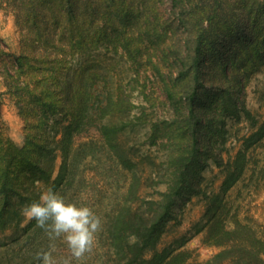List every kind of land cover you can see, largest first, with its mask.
Returning a JSON list of instances; mask_svg holds the SVG:
<instances>
[{"label": "trees", "instance_id": "trees-1", "mask_svg": "<svg viewBox=\"0 0 264 264\" xmlns=\"http://www.w3.org/2000/svg\"><path fill=\"white\" fill-rule=\"evenodd\" d=\"M162 3L0 0V10L13 12L21 36L15 57L4 61L0 50L3 94L24 124L19 146L0 123V231L24 221L22 208L38 201L45 188L61 193L74 185L80 164L96 150L77 144L75 137L95 122V112L103 111V148L122 170L132 172L103 223L112 264H188L185 251L177 252L183 242L162 250L159 244L178 202L206 196L201 173L210 160L225 172L221 192L208 197L213 209L208 208L204 227V243L220 251L204 264H264V238L248 225L234 221L230 228L220 218V194L237 183L245 166L238 151L232 171L223 152L227 119L250 115L245 88L251 72L264 65V1L171 0L173 16L166 18ZM100 51L129 64L135 79L150 69L159 78L165 104L174 108L173 117L154 118L145 105L133 114L132 95H117L112 88L100 99V84L113 82L115 75L102 71ZM137 127L147 128L150 145L169 142L159 176L142 177L136 149L119 143L124 130ZM144 180L164 184L165 190L146 199Z\"/></svg>", "mask_w": 264, "mask_h": 264}, {"label": "rangeland", "instance_id": "rangeland-1", "mask_svg": "<svg viewBox=\"0 0 264 264\" xmlns=\"http://www.w3.org/2000/svg\"><path fill=\"white\" fill-rule=\"evenodd\" d=\"M159 9L165 18L173 16L171 0H163ZM20 38L13 12L9 9L0 10V50L6 53L1 56L4 61H9L20 53ZM97 55L103 62L102 71L107 70L113 73L111 75L115 74L113 82L100 84L102 95L100 99H103L107 90L112 88L117 95H132V101L137 106L133 114H140V106L145 105L147 113H152L154 118L163 120L173 117L174 108L169 103L165 104L166 97L160 88L159 78L154 77L150 69L142 71L139 79H135V72L121 58L104 51ZM111 57L115 59L112 60ZM112 66L114 70H110ZM161 66L163 71H167L166 65ZM1 70L0 60V123L5 124L10 137L21 146L24 142V124L12 100L3 94L6 88ZM111 77L108 76L109 81ZM249 78L244 101L250 115L242 112L239 119H227V141L223 152L225 164H228L232 171L236 170L234 160L238 151L245 155V166L237 183L224 196L220 194L224 204L220 218L227 221L230 228L233 227L234 221L248 225L257 236L264 238V65L254 69ZM145 95L152 101L155 100L154 104L152 101L147 102ZM101 114L103 115V111L95 112L93 115L95 122L75 137L77 144L87 143L90 148H95V156L91 154L80 164L74 185H70L60 194L78 206L92 208L102 218L103 225L106 221L105 215L111 213V209L118 203L117 189L127 187L126 183L129 182L127 178L131 177L132 172L122 170L114 154L103 148L104 139L99 130V126L104 122L100 118ZM147 131V128L143 127L128 128L119 137L121 145L136 149L134 153L141 162L139 167L145 171V174L140 175L145 179L151 173L159 176L169 155L168 150H164L169 146L167 139L163 143L158 142L156 146L150 145ZM128 153L133 155L131 151ZM222 169L213 160L207 163L201 173L206 196H194L189 201L178 202L173 209L174 218L164 228L159 244L160 250L175 247L183 242L184 246L177 252L185 251L188 264H204L220 251L218 247L204 243L207 233L204 227L207 221H210L208 208L213 209V203L208 197L221 192L225 172ZM153 183L150 180L143 182L142 193L146 199L153 195L156 197L157 191L165 190L164 184L155 186ZM9 225L4 231H0V264H40L37 253L48 251L49 245L53 242L36 226L35 221L27 217L18 223V226L15 223ZM103 228L102 226V230L97 234L93 250L80 260L71 257L62 238L54 242L53 257L60 262L67 259L70 264H112L113 253L103 234Z\"/></svg>", "mask_w": 264, "mask_h": 264}, {"label": "clouds", "instance_id": "clouds-1", "mask_svg": "<svg viewBox=\"0 0 264 264\" xmlns=\"http://www.w3.org/2000/svg\"><path fill=\"white\" fill-rule=\"evenodd\" d=\"M22 214L34 220L36 226L53 242L48 251L37 253L40 264H70L67 259L60 262L53 257L54 242L61 238L71 257L80 260L93 250L97 234L103 226L102 218L92 208L69 202L50 187L43 190L38 201L26 204Z\"/></svg>", "mask_w": 264, "mask_h": 264}]
</instances>
